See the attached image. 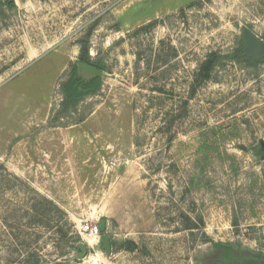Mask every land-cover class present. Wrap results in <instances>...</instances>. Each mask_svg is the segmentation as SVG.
<instances>
[{"label":"rangeland","instance_id":"obj_1","mask_svg":"<svg viewBox=\"0 0 264 264\" xmlns=\"http://www.w3.org/2000/svg\"><path fill=\"white\" fill-rule=\"evenodd\" d=\"M247 28L264 40V0H1L0 264L264 257V59L232 57ZM86 48L108 70L69 104Z\"/></svg>","mask_w":264,"mask_h":264},{"label":"trees","instance_id":"obj_2","mask_svg":"<svg viewBox=\"0 0 264 264\" xmlns=\"http://www.w3.org/2000/svg\"><path fill=\"white\" fill-rule=\"evenodd\" d=\"M10 1L12 0H9V2ZM239 56L245 57L244 44L242 45V47L234 51V55L232 57L236 58ZM216 57L218 56L215 55V53L209 56L206 62L202 64L201 69L199 70V75L202 70H204L205 72H209V70L217 64ZM218 60L220 59L218 58ZM249 60L258 61L261 59L251 58ZM79 61L88 63L103 72L108 70L107 65H105L103 61L95 62L91 60V57L89 55V50L87 48L82 50L81 58ZM219 62H221V60ZM102 80L103 77H93L88 80L85 79L79 74L78 66L76 64L73 73L64 82L63 85L66 102L69 104L75 103L82 100L85 97L91 96L92 94L96 93L98 88L102 84ZM111 243H112L111 245L116 244V242L112 240ZM121 244H123L124 248H126L129 251L134 250L136 247V244L131 240L123 241L121 242ZM215 247L219 250L216 258V264H234L237 262V260H241V263L244 261V258L238 257L229 245H226L224 243H218L215 244ZM257 259L262 260L264 259V257H258Z\"/></svg>","mask_w":264,"mask_h":264},{"label":"water","instance_id":"obj_3","mask_svg":"<svg viewBox=\"0 0 264 264\" xmlns=\"http://www.w3.org/2000/svg\"><path fill=\"white\" fill-rule=\"evenodd\" d=\"M1 1V0H0ZM244 49H245V57L248 59L254 58V59H264V40L260 38L254 31L251 29H245L244 31ZM79 74L84 77L85 79H91L93 77H103L104 72L98 70L94 66L79 61L77 63ZM262 147L264 149V143H262ZM104 225L102 224L100 226V230L104 231ZM102 240L104 243V247L108 253L111 252V240L108 236H102ZM80 248L82 249V256L86 255L87 253V247L85 245H80ZM238 264H264V259L259 260L256 258H247L244 259L242 263Z\"/></svg>","mask_w":264,"mask_h":264},{"label":"built area","instance_id":"obj_4","mask_svg":"<svg viewBox=\"0 0 264 264\" xmlns=\"http://www.w3.org/2000/svg\"><path fill=\"white\" fill-rule=\"evenodd\" d=\"M88 231L90 232V234H94L96 236H98L99 230L97 227H88Z\"/></svg>","mask_w":264,"mask_h":264},{"label":"bare ground","instance_id":"obj_5","mask_svg":"<svg viewBox=\"0 0 264 264\" xmlns=\"http://www.w3.org/2000/svg\"><path fill=\"white\" fill-rule=\"evenodd\" d=\"M90 235H92V236H90ZM89 236L92 238V237H94V238H96L97 236L96 235H94V234H90ZM88 236V237H89Z\"/></svg>","mask_w":264,"mask_h":264},{"label":"flooded vegetation","instance_id":"obj_6","mask_svg":"<svg viewBox=\"0 0 264 264\" xmlns=\"http://www.w3.org/2000/svg\"><path fill=\"white\" fill-rule=\"evenodd\" d=\"M238 263H241V260H237V262H236V263H234V264H238Z\"/></svg>","mask_w":264,"mask_h":264}]
</instances>
